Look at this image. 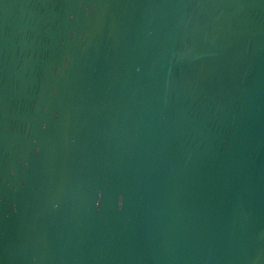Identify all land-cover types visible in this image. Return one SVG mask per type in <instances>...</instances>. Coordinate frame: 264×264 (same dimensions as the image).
<instances>
[{"label":"water","instance_id":"obj_1","mask_svg":"<svg viewBox=\"0 0 264 264\" xmlns=\"http://www.w3.org/2000/svg\"><path fill=\"white\" fill-rule=\"evenodd\" d=\"M0 264H264V0H0Z\"/></svg>","mask_w":264,"mask_h":264}]
</instances>
